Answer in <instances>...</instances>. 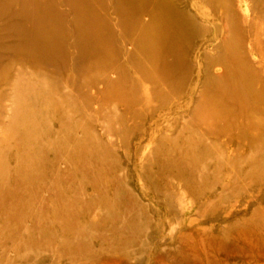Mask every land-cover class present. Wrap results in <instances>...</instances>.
<instances>
[{
  "label": "rangeland",
  "instance_id": "374dc122",
  "mask_svg": "<svg viewBox=\"0 0 264 264\" xmlns=\"http://www.w3.org/2000/svg\"><path fill=\"white\" fill-rule=\"evenodd\" d=\"M10 1L13 18L0 11V264H264V107L220 130L191 122L173 87H160L163 104L112 94L93 80L91 33H75L78 4L54 0L64 33L51 35L15 16L37 15L34 0ZM234 7L254 22L231 49L242 42L264 66V0ZM195 8L205 35L222 29L206 4Z\"/></svg>",
  "mask_w": 264,
  "mask_h": 264
},
{
  "label": "bare ground",
  "instance_id": "6f19581e",
  "mask_svg": "<svg viewBox=\"0 0 264 264\" xmlns=\"http://www.w3.org/2000/svg\"><path fill=\"white\" fill-rule=\"evenodd\" d=\"M2 1L7 2L0 0V11L10 8L13 18L12 2L8 0V7ZM34 1L41 8L37 15L16 13L15 16L19 20L23 16L25 22H30L38 32L51 35L64 33L59 16L55 15L54 0ZM67 1L69 4L72 1L78 4L72 9L75 33L81 39L86 31L91 33L85 56L98 66L96 79L93 80L103 82L112 94L122 91L141 100L153 95L156 103L163 104L164 92L160 87H173L175 96L182 100L184 108L189 111L191 122L192 119L193 122L204 120L211 125L212 121H216L220 123V130L224 129L225 120L237 121L238 116L244 119L249 107L257 111L264 107L261 91H264V66L260 60L247 58L246 46L242 42L235 50L229 44L230 39L243 40L254 22L251 20L246 23L249 14H242L234 7L237 0ZM253 1L250 0V3ZM196 2L208 6V16L216 19L214 23H223L221 30L214 29L208 36L204 34L207 24L190 17V13L197 14ZM217 4L221 10L215 8ZM84 14H87V18ZM78 18L80 22L77 25ZM85 22H88V29L84 26ZM119 36L131 45L130 49L119 50ZM206 44L212 47L209 45L210 48H207ZM121 55L146 85L143 89L136 88L134 78L120 65ZM105 70L115 73V77L108 75ZM251 76L252 81L248 79ZM241 77L245 79L242 81ZM253 81L258 82V87L254 91L243 92L246 89L244 83ZM184 100L187 101L184 103ZM226 124L229 126L231 123ZM244 125L263 126L259 119H248Z\"/></svg>",
  "mask_w": 264,
  "mask_h": 264
}]
</instances>
